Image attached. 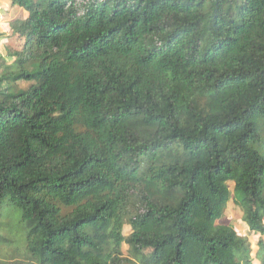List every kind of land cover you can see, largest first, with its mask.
Returning a JSON list of instances; mask_svg holds the SVG:
<instances>
[{
	"label": "trees",
	"instance_id": "16d2710c",
	"mask_svg": "<svg viewBox=\"0 0 264 264\" xmlns=\"http://www.w3.org/2000/svg\"><path fill=\"white\" fill-rule=\"evenodd\" d=\"M0 1V264H264V0Z\"/></svg>",
	"mask_w": 264,
	"mask_h": 264
},
{
	"label": "rangeland",
	"instance_id": "374dc122",
	"mask_svg": "<svg viewBox=\"0 0 264 264\" xmlns=\"http://www.w3.org/2000/svg\"><path fill=\"white\" fill-rule=\"evenodd\" d=\"M0 25H4L10 17L19 18L20 13H16L9 9L8 2L1 1L0 3ZM17 20V19H16ZM13 20L10 23H13ZM230 190L233 191V185H229ZM244 189V188H243ZM252 200L247 197L243 201H231L227 205L224 212L222 221L223 224H231L236 230L241 238H247L252 246V258L254 264H257V258L259 257V252L262 250L257 247V242L259 240L258 236H254L247 229V224L245 223V217L250 215L253 211ZM143 234L148 236L150 240L153 239L155 231L150 227H145L140 230ZM130 233L127 226L123 228V235L126 237ZM26 236V224L21 221V216L18 208L12 205H6L4 201L0 205V259H5L9 252L17 250L18 252H24V239ZM264 240V237H263ZM123 254L128 258V247L123 244L122 246ZM151 255L150 250H145L139 254V261H132L130 264H144ZM130 259V258H129ZM132 260V259H131Z\"/></svg>",
	"mask_w": 264,
	"mask_h": 264
},
{
	"label": "crops",
	"instance_id": "0c3cea01",
	"mask_svg": "<svg viewBox=\"0 0 264 264\" xmlns=\"http://www.w3.org/2000/svg\"><path fill=\"white\" fill-rule=\"evenodd\" d=\"M0 3H1V1H0ZM9 9L15 11L16 13H20V15H21V12L18 9H15V8H9ZM8 17H9V20L4 25H0V33L7 34L8 33V30H9L8 24L10 22H12L13 20L18 19V18H15V17L13 18V16L10 17V15H8ZM19 18H22V17H19ZM5 43H6L5 40H0V55H2V56H5V54H6V51L4 49Z\"/></svg>",
	"mask_w": 264,
	"mask_h": 264
}]
</instances>
